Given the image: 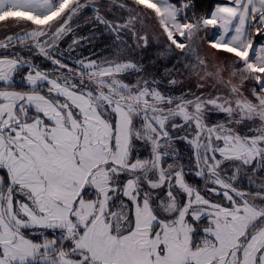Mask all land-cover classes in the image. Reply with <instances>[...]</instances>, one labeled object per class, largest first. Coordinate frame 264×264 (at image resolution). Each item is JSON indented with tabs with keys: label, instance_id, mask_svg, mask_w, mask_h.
Instances as JSON below:
<instances>
[{
	"label": "snow or ice",
	"instance_id": "6c2138e0",
	"mask_svg": "<svg viewBox=\"0 0 264 264\" xmlns=\"http://www.w3.org/2000/svg\"><path fill=\"white\" fill-rule=\"evenodd\" d=\"M0 33V264H264V0H0Z\"/></svg>",
	"mask_w": 264,
	"mask_h": 264
},
{
	"label": "rangeland",
	"instance_id": "374dc122",
	"mask_svg": "<svg viewBox=\"0 0 264 264\" xmlns=\"http://www.w3.org/2000/svg\"><path fill=\"white\" fill-rule=\"evenodd\" d=\"M80 25H81V27L76 29V31L82 35H87L88 31H89V27L85 24V21L80 22ZM2 35H3V33H0V36H2ZM69 40H71V36H68L63 41H61V45H60L61 50H64L67 48ZM103 44H104L103 39L96 41L94 50L97 52L98 55L106 54V49L104 48ZM80 51L83 54H88L89 48H84V49H81ZM73 55H75V54H73ZM93 58H95V57H93ZM36 63H38L42 68H45V69L50 67L49 62L45 61L42 57H39V56L36 57ZM47 65H49V67H47Z\"/></svg>",
	"mask_w": 264,
	"mask_h": 264
},
{
	"label": "trees",
	"instance_id": "16d2710c",
	"mask_svg": "<svg viewBox=\"0 0 264 264\" xmlns=\"http://www.w3.org/2000/svg\"><path fill=\"white\" fill-rule=\"evenodd\" d=\"M216 2V0H197V7L198 11H207L210 10L212 5ZM89 15L91 13L89 12ZM80 22H84V20H81ZM71 40H69L70 43ZM49 67V65H47ZM181 149H184L183 144L180 145Z\"/></svg>",
	"mask_w": 264,
	"mask_h": 264
},
{
	"label": "flooded vegetation",
	"instance_id": "af4514ba",
	"mask_svg": "<svg viewBox=\"0 0 264 264\" xmlns=\"http://www.w3.org/2000/svg\"><path fill=\"white\" fill-rule=\"evenodd\" d=\"M184 146V145H183Z\"/></svg>",
	"mask_w": 264,
	"mask_h": 264
}]
</instances>
